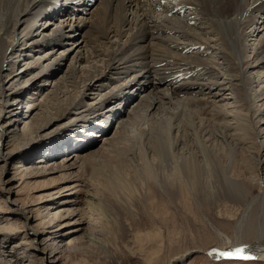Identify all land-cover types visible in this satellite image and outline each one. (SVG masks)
<instances>
[{
    "label": "bare ground",
    "instance_id": "1",
    "mask_svg": "<svg viewBox=\"0 0 264 264\" xmlns=\"http://www.w3.org/2000/svg\"><path fill=\"white\" fill-rule=\"evenodd\" d=\"M99 162L113 171L97 174ZM84 171L93 211L158 188L176 204H259L264 220V191L249 199L264 177V0H0V193L58 172L50 201L72 206ZM83 214L64 210L49 228H80ZM209 256L264 258V235Z\"/></svg>",
    "mask_w": 264,
    "mask_h": 264
},
{
    "label": "rangeland",
    "instance_id": "2",
    "mask_svg": "<svg viewBox=\"0 0 264 264\" xmlns=\"http://www.w3.org/2000/svg\"><path fill=\"white\" fill-rule=\"evenodd\" d=\"M261 34L252 40L257 41ZM58 51L56 53H59ZM18 67L13 68L14 74L19 73ZM45 91L43 94L46 93ZM37 96L32 95L34 98ZM223 97V100L230 102L227 96ZM30 98L31 95L25 98L23 104L18 105V112L22 116L27 114L26 103L32 101ZM241 109L244 113L247 112L246 105ZM204 115L214 124L223 121L222 118L209 112V109ZM26 118L27 115L24 119ZM22 126L23 124L19 127ZM108 133L110 135L114 133V126ZM233 142L237 143L238 148L249 144L246 142L239 144L235 139ZM39 157L40 155L36 156L35 161H41L42 158ZM41 163L34 168H43L45 162ZM20 165L23 164L16 163L9 167L11 169ZM97 165L100 168L96 171L97 174L100 171L110 173L113 171L110 163L99 162ZM10 172L13 173V170ZM91 173L88 171L82 173L83 189L77 188L79 192L75 195L72 206L65 205L63 202L65 199L57 203L50 201L54 198L52 194L58 192L55 190L62 187L59 184L61 173L54 172L35 179L29 176H17L8 186L12 189L13 195L3 196L0 193V263L264 264V258L246 260L234 256L233 259H214L208 256L209 252L217 254L218 251H231L233 245L250 246L257 243L260 230L264 235V220L261 217L259 204H256L249 213L244 212L245 208L242 204L225 200L219 195L213 198L201 196L199 202L193 199L192 202L191 197L187 195L188 201L176 204V202L170 203L157 188L150 196H146V193L132 194L126 199L128 205L124 201L116 203L111 197L100 198L99 207L97 206L93 211L84 206L87 196L86 184L89 181L94 182ZM259 178V181L253 183L255 189L251 191L249 199L255 198L260 193V189L264 191V177ZM70 187L68 186V189ZM156 195L163 201H159ZM208 199L212 200L208 201ZM74 208L81 209L85 213L83 216L86 217V225L80 228L78 226L64 228L60 232L54 231L55 228H49L55 222L56 215ZM15 212L18 215L13 214ZM24 218H28V222ZM90 233H92L91 239H85ZM5 242H7L6 248ZM194 251L198 253L190 256L184 263L180 260L175 261ZM205 252H208V255Z\"/></svg>",
    "mask_w": 264,
    "mask_h": 264
},
{
    "label": "snow or ice",
    "instance_id": "3",
    "mask_svg": "<svg viewBox=\"0 0 264 264\" xmlns=\"http://www.w3.org/2000/svg\"><path fill=\"white\" fill-rule=\"evenodd\" d=\"M241 250L240 249H237V253H239ZM221 255H227V254H221ZM241 258H244V259H248L249 257H241Z\"/></svg>",
    "mask_w": 264,
    "mask_h": 264
},
{
    "label": "water",
    "instance_id": "4",
    "mask_svg": "<svg viewBox=\"0 0 264 264\" xmlns=\"http://www.w3.org/2000/svg\"><path fill=\"white\" fill-rule=\"evenodd\" d=\"M209 252V251H208ZM208 252H205L206 255H208ZM209 256V255H208Z\"/></svg>",
    "mask_w": 264,
    "mask_h": 264
}]
</instances>
